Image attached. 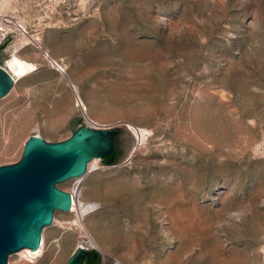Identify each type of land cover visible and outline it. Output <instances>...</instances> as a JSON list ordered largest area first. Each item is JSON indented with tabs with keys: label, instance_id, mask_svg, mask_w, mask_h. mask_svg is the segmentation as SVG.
<instances>
[{
	"label": "rangeland",
	"instance_id": "1",
	"mask_svg": "<svg viewBox=\"0 0 264 264\" xmlns=\"http://www.w3.org/2000/svg\"><path fill=\"white\" fill-rule=\"evenodd\" d=\"M240 2L244 6L231 8L215 0L193 6L185 0H7L0 10L15 11L41 46L17 34L0 47V62L19 42V47L27 48L22 55L36 59L37 66L0 99V165L19 160L32 134L50 141L65 139L73 132L74 116H82L79 124L90 125L79 112L80 105L60 115L59 99L67 85L44 50L63 60L68 71L81 56L88 70L81 85L86 92L94 90L96 101L90 104L95 121L102 126L120 122L115 126L123 128L126 143L119 161L108 164L99 158L104 167L84 177V189L136 180L147 185L153 174H162L178 185L182 201L196 193V205L215 221L212 239L197 238L187 246L188 264H211L221 247L226 252L244 250L249 255L245 264H264V201L254 212L244 211L252 196L262 194L264 200V0H235ZM114 6L125 16L127 34L110 27L105 10ZM208 16L209 23L203 21ZM84 27L97 30L71 48V35L76 38ZM184 30L193 35L178 38ZM146 114L148 119H140ZM125 121L152 132L138 143ZM257 145L260 155L254 156ZM132 150L136 157L152 161L130 160ZM173 158L181 165L169 161ZM60 186L71 190L73 182ZM231 187L232 199L213 198ZM80 199L102 202L85 223L90 227L98 214L96 220L104 221L116 240L109 244L100 238L104 250L87 245L101 254L100 264L106 254L112 256L107 264H171L166 259L180 248L181 237L173 239L161 231L169 226L167 215L150 208L146 218L136 211L134 199L130 204L120 199L113 204L94 195ZM109 210L116 211L106 213ZM73 218L74 214L58 211L56 221L44 230L43 251L13 252L7 264L65 263L83 236L71 224ZM95 231L100 236L99 229ZM133 241L140 245L134 253Z\"/></svg>",
	"mask_w": 264,
	"mask_h": 264
},
{
	"label": "bare ground",
	"instance_id": "2",
	"mask_svg": "<svg viewBox=\"0 0 264 264\" xmlns=\"http://www.w3.org/2000/svg\"><path fill=\"white\" fill-rule=\"evenodd\" d=\"M198 1L200 0H185V3L189 5L192 4L193 6V4H195L196 2L198 3ZM215 1L228 5L231 8L232 7L239 8L244 6L243 2L237 4L235 3V0H215ZM6 3L7 0H4L3 2L1 1L0 9L3 7V5L5 6ZM105 16L108 22L110 23V27L114 31H118L119 34L120 33L127 34V29L125 27V24L123 23V17L125 18V16L120 13V11L116 6L106 9ZM154 20L158 21V23L160 24L163 23L164 25L167 22L164 19L163 22L157 19ZM203 21L209 23L211 21L210 16L204 17ZM19 23L22 26L26 27V25L23 22H20V20ZM96 30H97L96 28L94 30L93 28L84 27L76 38H74V36L71 35L70 43L68 45H70L71 48H76L81 44L82 36H84L85 34L91 36L94 32H96ZM162 35L167 36V38H173L172 34H165V32H163ZM191 35H193L191 31L189 32L188 30H184L183 33L177 35V37L180 39H184V38H189ZM21 36L23 39L34 41L38 43L39 46H41L39 37L32 34L29 35L24 31H21ZM18 45L19 42H15L13 45L10 46L9 49L10 55L6 59V61H4L5 67L15 76L16 81L19 78L27 75L28 73H30L31 71L37 68L34 59H28L20 53L19 51L20 47ZM37 54L39 55L40 53L36 51V56ZM44 55L46 58H48V61L50 60L54 66H57V69L60 70V72L62 73L61 80L65 82V84L67 85V92H65L63 96L59 99L60 115L61 116L66 115L72 112L74 108H76V105H80L79 112L83 114L86 118H88L91 124H95L96 121L94 118L96 116V112L93 110V106L90 104L92 101H96V97L92 95L94 90L93 91L90 90L86 92L81 85L86 75L88 74L87 67L84 64V59L80 56L73 70L68 71V67L65 66V64H63V61L61 60L59 61L56 58H54V56L50 54V52H48L47 50H44ZM56 62H58V65L56 64ZM161 65L162 64H160V66ZM149 117L150 115L146 114L141 116L140 119L145 120L148 119ZM119 123L120 122H112L110 124L116 125ZM124 125H128L134 131L135 135L137 136L138 143H144L145 139L148 138L149 134L152 132L151 129H148L147 127H144L142 125H135L130 121H125ZM128 131L130 130L128 129ZM260 148L261 147L259 145L253 147L252 154L254 156L260 155ZM217 149L221 150L222 148L218 147ZM99 158L100 157H94L92 160H90L86 172L83 173L82 175L70 177L59 183L61 184L67 181L73 182V187L71 189V191L73 192V203L70 209L56 210L52 224L56 221V213L58 211L74 214V218L72 219L71 224L78 226L83 232V236L79 238V245L90 246V244H94V245L96 244L100 246L101 249L104 250L103 248L104 246L101 245L100 238H103L105 242L109 244H113L116 242V240L113 237H111L110 233L108 232V227L106 223L100 219L96 220V217L99 216L98 214L93 216L94 219H92V221L90 222V227L86 225L85 220L87 215L90 214L91 212H96L102 205L101 201H96V200L83 201L80 199V197L82 196L86 198L87 195H94L96 197L99 196L101 198H105L110 202H112L113 204L116 203L118 199H120L124 203L130 204L132 203V199H134V202L136 204L135 207L136 211L138 212V214L143 215L146 218H148L150 215V211H149L150 208L152 209L154 208V210L158 209L160 212L159 213L160 216L167 215L169 217V226L164 225L161 231L166 233V235H169L173 239L177 238L178 236L181 237V241H180L181 246L176 252L172 253L167 257L166 261L168 263L188 264L189 260L187 253L189 251L187 250V246L195 243L197 238L212 239V235L214 232L213 226L215 221L213 218H210L208 216L206 210L200 209L198 205H196L197 204L196 193L192 194L190 201L189 200L187 202L182 201L181 198H179L180 197L179 194L177 193L178 185L171 184L172 181L166 180L162 174H153L147 185H142L141 181L138 180H136L133 184L129 183L128 181H123V183H121L120 186H117L114 183H107L104 186L95 185L91 189L85 190L83 187L84 177L104 167L99 163ZM129 159L130 160L135 159L140 162L152 161L151 159L146 157H136L135 150H132L129 153ZM173 159L174 160H169V161L177 166L181 165V162H179L176 158ZM121 176L124 177L126 175L121 174ZM233 192H234L233 187L227 190L221 189L216 194H214L213 198L215 199L220 198L223 201L230 200L233 198V194H234ZM170 197L171 199L169 201ZM262 198H263L262 194H257L252 196L250 199V203H247L244 211L250 213L254 212L258 204L264 201ZM115 211L116 210H109L106 213H114ZM102 213L105 214V211H103ZM95 229H99L100 236L97 235V231H95ZM44 246H45V233L43 231L42 242L38 249L24 247L18 251L26 254L27 253L36 254V253H41L43 251ZM139 248L140 245L137 241L131 242L130 249L133 253L136 252ZM221 248H217L218 255L211 264H245L246 258L249 257L248 253H246L244 250L235 249L230 252H226L223 251ZM211 255L213 256L214 252L211 253ZM111 260H112V256L110 254L104 255V264H107V262Z\"/></svg>",
	"mask_w": 264,
	"mask_h": 264
},
{
	"label": "water",
	"instance_id": "3",
	"mask_svg": "<svg viewBox=\"0 0 264 264\" xmlns=\"http://www.w3.org/2000/svg\"><path fill=\"white\" fill-rule=\"evenodd\" d=\"M15 83V76L0 62V99ZM79 121L82 116L71 119L73 132L62 140L32 134L19 160L0 165V264H7L9 256L24 247L38 249L56 210L70 209L73 192L62 188L60 182L85 173L94 157L112 163L123 156L126 143L122 127L82 125ZM101 261L98 250L78 245L63 264Z\"/></svg>",
	"mask_w": 264,
	"mask_h": 264
},
{
	"label": "built area",
	"instance_id": "4",
	"mask_svg": "<svg viewBox=\"0 0 264 264\" xmlns=\"http://www.w3.org/2000/svg\"><path fill=\"white\" fill-rule=\"evenodd\" d=\"M21 31L28 33L27 28L19 23L15 11L0 10V47L4 46L10 38L15 37L17 34H21ZM56 64L58 65V62H56ZM90 125L97 127L102 126L98 122H95V124L90 123Z\"/></svg>",
	"mask_w": 264,
	"mask_h": 264
},
{
	"label": "crops",
	"instance_id": "5",
	"mask_svg": "<svg viewBox=\"0 0 264 264\" xmlns=\"http://www.w3.org/2000/svg\"><path fill=\"white\" fill-rule=\"evenodd\" d=\"M34 46V45H33ZM27 50V48L24 46H21L20 48H19V51H20V53L22 54V52H24V51H26ZM34 61H36V59L34 60Z\"/></svg>",
	"mask_w": 264,
	"mask_h": 264
},
{
	"label": "trees",
	"instance_id": "6",
	"mask_svg": "<svg viewBox=\"0 0 264 264\" xmlns=\"http://www.w3.org/2000/svg\"><path fill=\"white\" fill-rule=\"evenodd\" d=\"M112 163H115V162H112ZM112 163H108V164H112ZM91 251H93V250H91Z\"/></svg>",
	"mask_w": 264,
	"mask_h": 264
},
{
	"label": "flooded vegetation",
	"instance_id": "7",
	"mask_svg": "<svg viewBox=\"0 0 264 264\" xmlns=\"http://www.w3.org/2000/svg\"><path fill=\"white\" fill-rule=\"evenodd\" d=\"M1 61V60H0Z\"/></svg>",
	"mask_w": 264,
	"mask_h": 264
}]
</instances>
